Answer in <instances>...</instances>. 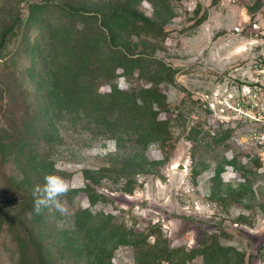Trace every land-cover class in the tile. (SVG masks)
<instances>
[{
  "label": "rangeland",
  "instance_id": "1",
  "mask_svg": "<svg viewBox=\"0 0 264 264\" xmlns=\"http://www.w3.org/2000/svg\"><path fill=\"white\" fill-rule=\"evenodd\" d=\"M197 3L207 18L194 26ZM129 11L164 39L135 37L140 22ZM4 30L0 207L16 220L31 215L28 226L40 225L53 264H137L128 231L151 227L171 246L217 234L220 245L262 264L264 171L236 141L238 129L221 122L220 95L250 82L264 60V0H0ZM108 35L143 61L118 59ZM153 62L172 68L171 83ZM148 102L168 120L162 134L131 117H119L120 133H99L97 115L87 111ZM49 174L70 183L60 197L66 210L26 214ZM91 188L112 202L88 197ZM13 253L4 225L0 264H11Z\"/></svg>",
  "mask_w": 264,
  "mask_h": 264
},
{
  "label": "trees",
  "instance_id": "2",
  "mask_svg": "<svg viewBox=\"0 0 264 264\" xmlns=\"http://www.w3.org/2000/svg\"><path fill=\"white\" fill-rule=\"evenodd\" d=\"M216 2L217 0H212V3ZM199 12L200 4L197 3L193 10L194 26H198L207 18L206 10H204L200 16H198ZM128 14L132 19L140 22H135V24L132 25V34L135 37H139L141 34H148L164 39L165 32L162 29L156 26L154 32H149L147 28L141 24L148 23L146 19L130 11ZM6 31L7 30L2 31L0 35V52L7 35ZM108 41V46L111 49L110 52L115 54L121 61L127 62L130 65H135L143 61L142 54L135 53L128 49L127 51L122 50L120 46H116L112 43L111 37ZM153 64L154 66H158V68L155 67L153 71L162 73L164 76L163 81L167 83L173 81L172 76L174 71H172L170 66H166L160 62H153ZM150 67L152 66H149V68ZM159 97L161 99L164 98L163 95H159ZM148 104L147 107H144L133 103L131 108H125L120 105H110V107H95L94 110L88 109L87 111L89 114L97 115L96 121L93 122V127L99 133L106 132L107 130L112 132V134L120 133L119 130L122 129L119 125V117H131L132 120L139 121L137 123L138 127L143 129V131L149 129L151 133H164L168 129V120H158L156 113L150 108L151 103L148 102ZM159 107L158 109H161V107L164 106L161 105ZM147 111L150 113L149 115H146ZM128 113L131 115L128 116ZM101 167L102 168L99 169H105V166ZM23 197L26 200L29 194L25 192ZM88 197L99 199L102 202H112L109 196L98 193L94 188L89 190ZM32 209L33 208L28 206L26 214L33 212ZM28 217L32 218L31 215L28 214V216L23 215L21 220H16V217L4 213L0 207V230L4 225L7 226L10 244L14 245V253L10 258L11 264H53L46 257V251L42 248L39 236H37L40 225L32 224L30 228L28 226L29 222H27ZM128 232H130L129 242L138 253L137 264H189L197 258L202 260V264H249V259L251 257V255L246 257L243 252L237 251L234 248L223 247L219 243V236L213 233L207 234L198 245L188 247L183 244L171 246L168 243L167 237L164 236L160 230H155L154 227L142 231L131 229ZM149 238L153 240L150 242ZM261 263L264 264V260H262Z\"/></svg>",
  "mask_w": 264,
  "mask_h": 264
},
{
  "label": "built area",
  "instance_id": "3",
  "mask_svg": "<svg viewBox=\"0 0 264 264\" xmlns=\"http://www.w3.org/2000/svg\"><path fill=\"white\" fill-rule=\"evenodd\" d=\"M247 84L220 95V113L225 127L237 128L236 141L253 152L264 171V60L254 67Z\"/></svg>",
  "mask_w": 264,
  "mask_h": 264
},
{
  "label": "clouds",
  "instance_id": "4",
  "mask_svg": "<svg viewBox=\"0 0 264 264\" xmlns=\"http://www.w3.org/2000/svg\"><path fill=\"white\" fill-rule=\"evenodd\" d=\"M44 181L43 186L36 185L33 189L34 212L40 214L44 208H55L63 213L66 209L60 197L65 196L70 190L69 181L54 174L46 175Z\"/></svg>",
  "mask_w": 264,
  "mask_h": 264
},
{
  "label": "water",
  "instance_id": "5",
  "mask_svg": "<svg viewBox=\"0 0 264 264\" xmlns=\"http://www.w3.org/2000/svg\"><path fill=\"white\" fill-rule=\"evenodd\" d=\"M180 166H178V168H184V165L183 164H179Z\"/></svg>",
  "mask_w": 264,
  "mask_h": 264
}]
</instances>
